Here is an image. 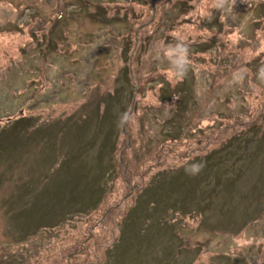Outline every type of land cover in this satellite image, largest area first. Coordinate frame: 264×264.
Instances as JSON below:
<instances>
[{
  "label": "rangeland",
  "instance_id": "1",
  "mask_svg": "<svg viewBox=\"0 0 264 264\" xmlns=\"http://www.w3.org/2000/svg\"><path fill=\"white\" fill-rule=\"evenodd\" d=\"M215 2L0 0V264H264V0Z\"/></svg>",
  "mask_w": 264,
  "mask_h": 264
},
{
  "label": "clouds",
  "instance_id": "2",
  "mask_svg": "<svg viewBox=\"0 0 264 264\" xmlns=\"http://www.w3.org/2000/svg\"><path fill=\"white\" fill-rule=\"evenodd\" d=\"M235 0H233V3ZM225 0H216L215 7H222ZM156 56L159 58L161 55L168 62V73L169 76L176 80L182 81L188 74L191 59H190V48L189 46L180 39H177L175 44L161 45L160 48L156 50ZM264 74V69L261 70ZM128 119L127 114L122 116L121 122H126ZM204 167V164L196 163L191 165L190 172L195 175L198 174Z\"/></svg>",
  "mask_w": 264,
  "mask_h": 264
},
{
  "label": "flooded vegetation",
  "instance_id": "3",
  "mask_svg": "<svg viewBox=\"0 0 264 264\" xmlns=\"http://www.w3.org/2000/svg\"><path fill=\"white\" fill-rule=\"evenodd\" d=\"M33 19H29L28 21H27V23L28 24H26V26H28L29 27V29H31V30H33L32 28H35L36 27V25L39 23V17H37V16H34V17H32ZM37 45V44H36ZM29 49H30V47H28ZM27 48V49H28Z\"/></svg>",
  "mask_w": 264,
  "mask_h": 264
},
{
  "label": "trees",
  "instance_id": "4",
  "mask_svg": "<svg viewBox=\"0 0 264 264\" xmlns=\"http://www.w3.org/2000/svg\"><path fill=\"white\" fill-rule=\"evenodd\" d=\"M103 10H106V8L104 9V8L101 7V9L99 10V12H101ZM96 12H98L97 9H96ZM107 21H110V19H107ZM28 50H29V48L28 49H25L24 52L27 53ZM98 104L100 105V102Z\"/></svg>",
  "mask_w": 264,
  "mask_h": 264
}]
</instances>
